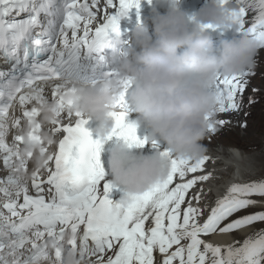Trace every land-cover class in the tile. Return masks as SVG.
Returning a JSON list of instances; mask_svg holds the SVG:
<instances>
[{
  "label": "snow or ice",
  "instance_id": "obj_1",
  "mask_svg": "<svg viewBox=\"0 0 264 264\" xmlns=\"http://www.w3.org/2000/svg\"><path fill=\"white\" fill-rule=\"evenodd\" d=\"M218 2L237 4L236 31L264 48V0ZM140 7L141 0H0V61L14 65L0 70V264H264V228L254 230L264 225V178L233 182L209 201L204 185L214 177L206 166L215 161L178 159L165 150L166 180L127 206L114 203L100 159L104 142L92 138L88 119L63 105L67 89L114 75L111 57L125 51L121 21L133 9L139 20ZM255 75L217 79L208 133L233 123L218 115L239 114L245 99L258 103L259 88L245 95ZM46 100L60 101L43 129L56 143L45 148L43 170L25 163L32 172L25 183L14 174L21 130ZM122 108L113 114L112 137L144 147L147 139L126 123V103ZM237 123L247 128L246 120ZM238 233L244 238L227 244L211 239Z\"/></svg>",
  "mask_w": 264,
  "mask_h": 264
},
{
  "label": "clouds",
  "instance_id": "obj_2",
  "mask_svg": "<svg viewBox=\"0 0 264 264\" xmlns=\"http://www.w3.org/2000/svg\"><path fill=\"white\" fill-rule=\"evenodd\" d=\"M182 2L155 0L158 6L167 7L166 14L153 7L150 20L139 23L127 50L111 57L114 75L93 84H76L61 96L65 109L97 123L96 135L104 143L116 128L113 114L121 112L126 103L138 115L139 124L150 130L148 143L166 144L178 159L198 160L205 156L202 141L217 109V79L256 67L261 46L247 32L236 31L237 4L210 0L198 13L189 15L181 9ZM233 30L236 35L231 39L226 32ZM214 31L219 32L212 34ZM218 37L221 41L216 47L213 40ZM59 104L46 100L26 117L21 162L14 173L18 180L27 183L32 177L25 163L32 171L45 168L49 159L45 148L50 149L56 140L43 129L56 119ZM108 164L111 183L124 190L121 203L125 206L164 182L171 171L168 156L161 152L137 155L126 143L113 148Z\"/></svg>",
  "mask_w": 264,
  "mask_h": 264
},
{
  "label": "bare ground",
  "instance_id": "obj_3",
  "mask_svg": "<svg viewBox=\"0 0 264 264\" xmlns=\"http://www.w3.org/2000/svg\"><path fill=\"white\" fill-rule=\"evenodd\" d=\"M190 2H192V5ZM207 4L205 0H183L181 9L183 11H185V9L189 10L190 15H192L198 13L200 9L207 6ZM191 7L194 8V10L190 11ZM217 32L219 31H214L212 34ZM230 35L229 37L233 39L236 35L235 31H230ZM220 41L221 38L218 37L213 40V43L217 47ZM263 51L264 49L258 51L257 56L259 60H256V67L254 68L256 75L249 78L250 86L246 91V96L252 95V87L264 89L262 79L259 78V76L264 77L262 74L264 73V54L261 53ZM257 95L258 103L250 106L247 99H245L244 106L239 114L217 116V119H229L233 122L223 129L218 130L217 134H227L228 130L232 128L237 132L242 130L245 134L244 140L248 142V145L244 149H253L257 151V153L247 157L244 153H237L235 150L226 152L213 148L207 149L205 155L210 156L215 161L206 166L213 172L214 177L204 185L206 190L211 189V194L208 196L209 201L214 200L217 196L223 195L231 183L241 182L239 175L243 178V181L264 178V95L259 93ZM130 109L132 108L130 107ZM132 112L134 111L132 110ZM245 120L247 122V128L242 129L237 122H243ZM134 125L137 126V135L141 140H144L150 134V130L140 125L139 120H137ZM208 136L210 135H207L202 141L203 144ZM157 144L159 147H153L152 143H146L144 147L140 148V155H154L157 152L162 153L167 150L166 144L162 142H157ZM238 154H240V158ZM257 162H263V166L257 165ZM261 228L264 227L261 226L256 231ZM248 232L250 233L252 231L248 230ZM236 235L237 239H243L245 233H238ZM211 239L214 243L227 244L232 241V236H214L211 237Z\"/></svg>",
  "mask_w": 264,
  "mask_h": 264
},
{
  "label": "rangeland",
  "instance_id": "obj_4",
  "mask_svg": "<svg viewBox=\"0 0 264 264\" xmlns=\"http://www.w3.org/2000/svg\"><path fill=\"white\" fill-rule=\"evenodd\" d=\"M207 3H209V0H205ZM232 39V38H231ZM264 49V48H260L259 50ZM262 54H264V51L261 52ZM256 60H259V57L256 56ZM264 75V73H262ZM260 79H262L263 82V87H264V77L259 76ZM259 94L264 95V89H260ZM262 123V121H261ZM208 138L205 140L204 142V146L207 149H217V150H221V151H229L227 149V147H232L237 149L240 153H244L247 157L251 156V155H255L257 153V151H254L253 149H244L247 145L248 142L244 140L245 134L244 132L241 131H235V129H230L228 130L227 134H216L215 136H212L210 133H207ZM230 135V136H229ZM242 140V141H241ZM244 142V143H243ZM248 148V147H247ZM257 165L259 166H263V162H257ZM262 209L257 208V209H253V211H261ZM261 226L264 227V225H257L256 228L254 230H257L258 228H260ZM250 231H253V229H249ZM233 239H237V235L233 234L232 235V240Z\"/></svg>",
  "mask_w": 264,
  "mask_h": 264
}]
</instances>
